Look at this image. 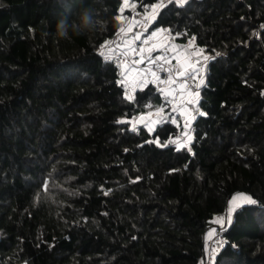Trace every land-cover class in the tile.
Segmentation results:
<instances>
[{
  "label": "trees",
  "instance_id": "obj_1",
  "mask_svg": "<svg viewBox=\"0 0 264 264\" xmlns=\"http://www.w3.org/2000/svg\"><path fill=\"white\" fill-rule=\"evenodd\" d=\"M122 6L0 0V264H198L236 199L214 264H264V0H173L153 24L216 57L183 148L180 122L131 123L162 103L128 99L102 48ZM85 7L105 27L60 37Z\"/></svg>",
  "mask_w": 264,
  "mask_h": 264
},
{
  "label": "built area",
  "instance_id": "obj_2",
  "mask_svg": "<svg viewBox=\"0 0 264 264\" xmlns=\"http://www.w3.org/2000/svg\"><path fill=\"white\" fill-rule=\"evenodd\" d=\"M122 1L124 5L125 0ZM172 1L159 0L150 6L143 1L127 0L123 12L120 9L116 16L118 31L108 43L107 51L117 68L120 82L125 85L127 98L131 96L130 100L135 99L137 91L148 85H153L155 93L161 98L159 111L148 102L146 111L131 120L133 127L143 125L152 132L160 124L180 122L184 130L171 138L169 145L183 148L192 140L194 121L202 114L199 95L216 57L200 50L199 53L187 54L185 64L182 62L184 58L175 57L169 50V46L175 43L189 49L197 47L194 36L180 41L181 34L168 27L152 28L162 9ZM121 16L123 19H118ZM121 28L125 32L121 33ZM153 33L156 35L153 36ZM137 35L139 39H135ZM225 227L219 225L213 228L211 237L206 241L204 256L198 264H214L226 242ZM213 249L216 251L213 252Z\"/></svg>",
  "mask_w": 264,
  "mask_h": 264
},
{
  "label": "clouds",
  "instance_id": "obj_3",
  "mask_svg": "<svg viewBox=\"0 0 264 264\" xmlns=\"http://www.w3.org/2000/svg\"><path fill=\"white\" fill-rule=\"evenodd\" d=\"M103 27L105 23L99 18V11L94 7H85L78 13L77 19L71 23L67 19H61L57 24V31L60 37L69 39L70 31L80 36Z\"/></svg>",
  "mask_w": 264,
  "mask_h": 264
},
{
  "label": "snow or ice",
  "instance_id": "obj_4",
  "mask_svg": "<svg viewBox=\"0 0 264 264\" xmlns=\"http://www.w3.org/2000/svg\"><path fill=\"white\" fill-rule=\"evenodd\" d=\"M180 2L182 3L183 0H180ZM124 6H127V0H125V4L121 7V13L123 12V8H124ZM118 19H121V20H122L123 17H122V16H121V17H118ZM120 32H121V33L125 32V29L121 28V29H120ZM154 35H156V33H153V36H154ZM135 39H139V36L137 35V36L135 37ZM144 43L147 44L148 41L145 40ZM102 48H108V42H106L105 45L102 46ZM140 52L143 53V52H144V49L141 48V49H140ZM101 54H102V55L104 54L103 51H102ZM153 76H155V73H153ZM145 83H146V81H145ZM128 98L131 99L132 97L129 96ZM240 199H242V200H243L244 202H246L247 204H255V203H256L255 200L251 199V198L248 197V196H243V197H241ZM234 200H235V198H234ZM242 206H243V205H241V204H237V205H236V209H238V208H240V207H242ZM232 210H233V209H230V214H229V217H228V222H229V223L231 222V211H232ZM217 223H220V224L223 226V219H221L220 221H217ZM215 251H216V250L213 249V252H215Z\"/></svg>",
  "mask_w": 264,
  "mask_h": 264
},
{
  "label": "crops",
  "instance_id": "obj_5",
  "mask_svg": "<svg viewBox=\"0 0 264 264\" xmlns=\"http://www.w3.org/2000/svg\"><path fill=\"white\" fill-rule=\"evenodd\" d=\"M169 50L174 54L175 57H178L179 59L180 58L181 59L184 58V59H182V62L187 64L185 56H187V54H189V53L190 54L191 53H199L201 49H199L198 47H192V48L189 49L187 47H184L182 44L175 43V44H171L169 46ZM216 226H218V225L213 226V228L216 227ZM213 228L211 230V233L213 232Z\"/></svg>",
  "mask_w": 264,
  "mask_h": 264
},
{
  "label": "rangeland",
  "instance_id": "obj_6",
  "mask_svg": "<svg viewBox=\"0 0 264 264\" xmlns=\"http://www.w3.org/2000/svg\"><path fill=\"white\" fill-rule=\"evenodd\" d=\"M237 204H240V202H239L238 199H237L236 201H234V205H233V207L230 208V209H233V210L231 211V217H232L233 213H234L235 210H236V205H237ZM230 209L228 210V212L226 213V215H225L224 217L218 218V219L216 220V225H220V226H221L220 223H217V221H220L221 219H223V225H224V223L227 222V219H228L229 214H230ZM227 216H228V217H227ZM231 219H232V218H231Z\"/></svg>",
  "mask_w": 264,
  "mask_h": 264
}]
</instances>
